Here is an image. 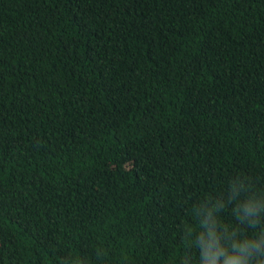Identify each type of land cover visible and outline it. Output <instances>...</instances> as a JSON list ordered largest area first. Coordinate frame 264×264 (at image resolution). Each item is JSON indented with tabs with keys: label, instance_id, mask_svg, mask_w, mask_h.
Segmentation results:
<instances>
[{
	"label": "trees",
	"instance_id": "trees-1",
	"mask_svg": "<svg viewBox=\"0 0 264 264\" xmlns=\"http://www.w3.org/2000/svg\"><path fill=\"white\" fill-rule=\"evenodd\" d=\"M0 264H264V0H0Z\"/></svg>",
	"mask_w": 264,
	"mask_h": 264
}]
</instances>
